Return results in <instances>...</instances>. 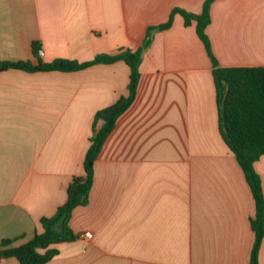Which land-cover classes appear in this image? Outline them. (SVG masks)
Here are the masks:
<instances>
[{
    "label": "crops",
    "instance_id": "crops-1",
    "mask_svg": "<svg viewBox=\"0 0 264 264\" xmlns=\"http://www.w3.org/2000/svg\"><path fill=\"white\" fill-rule=\"evenodd\" d=\"M206 0H0V62H86L137 50L132 105L94 162L72 241L46 264H250L255 202L224 142L213 64L184 10ZM206 33L222 67L264 66V0H215ZM124 61L78 71H0V243L43 231L84 174L94 117L128 94ZM264 193V156L254 164ZM91 233L87 238L84 234ZM264 264V239L259 255ZM0 264H20L14 257Z\"/></svg>",
    "mask_w": 264,
    "mask_h": 264
},
{
    "label": "trees",
    "instance_id": "trees-1",
    "mask_svg": "<svg viewBox=\"0 0 264 264\" xmlns=\"http://www.w3.org/2000/svg\"><path fill=\"white\" fill-rule=\"evenodd\" d=\"M215 0H206L201 14H191L184 10H173L183 15L186 25L196 21V32L205 45L213 64V77L219 111V129L224 142L242 168L255 202V214L251 218L254 242L250 264H259L258 255L264 239V193L260 175L254 164L264 156V66L222 67L211 51L210 38L206 28L210 24V6ZM172 21L148 28L146 38L137 50L127 49L117 54H99L92 60L78 62L58 59L51 63L40 60L39 46L33 44V52L39 62H0V71L22 69L26 71H78L95 64H110L124 61L130 68L128 94L113 105L99 110L92 126L90 146L84 157L82 176L74 177L67 188L65 203L58 207L51 217L41 219L43 231L36 233L30 240L14 246L13 239L0 243V261L14 257L20 264H46L59 250L55 245L72 241L76 234L70 227L73 210L88 204L93 184L94 162L110 132L114 129L120 115L134 102L140 80V63L143 53L152 41L155 30H164Z\"/></svg>",
    "mask_w": 264,
    "mask_h": 264
},
{
    "label": "built area",
    "instance_id": "built-area-1",
    "mask_svg": "<svg viewBox=\"0 0 264 264\" xmlns=\"http://www.w3.org/2000/svg\"><path fill=\"white\" fill-rule=\"evenodd\" d=\"M42 53V51L40 50L39 51V54H41ZM87 238H90L91 237V233L90 232H86L85 234H84Z\"/></svg>",
    "mask_w": 264,
    "mask_h": 264
}]
</instances>
